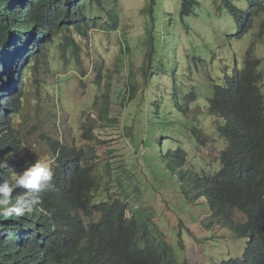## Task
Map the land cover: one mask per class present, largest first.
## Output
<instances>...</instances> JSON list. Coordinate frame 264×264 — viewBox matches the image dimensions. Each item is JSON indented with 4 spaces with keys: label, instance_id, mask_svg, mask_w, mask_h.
<instances>
[{
    "label": "clouds",
    "instance_id": "1",
    "mask_svg": "<svg viewBox=\"0 0 264 264\" xmlns=\"http://www.w3.org/2000/svg\"><path fill=\"white\" fill-rule=\"evenodd\" d=\"M68 1L60 0V5L67 8ZM79 1L83 8L78 13L73 9L76 5H71L69 10L61 12L60 7L44 6L40 0H0V259L3 257L6 264L17 260L15 264H18V259L22 260L50 249H56L57 252L73 242H77V248L71 264H101L107 259L110 246L108 216L96 210L92 213L81 211L77 214L72 205L75 168L87 166L96 168L98 176L101 172L106 173L103 180L111 182L107 186L110 202L117 200L125 206L124 210L130 218L131 214L127 208L141 216V219L133 221L139 225L136 238L150 239V235L156 233L160 240L168 243L170 264H179L178 257L184 255L182 240L185 235L214 225L225 233L223 236H210L209 240L213 244L220 242L223 250L213 262L204 264H264V162L258 167L240 163L244 152V128L241 127L235 137L225 133L224 127L228 124L226 119L230 116L211 111L210 100L214 88L206 96H202L196 119L189 117L191 110L188 109L187 103L195 99V95L187 98L189 92L180 94L179 90H175L172 91L173 95H169L170 102L163 109V114L168 116L169 121L166 126L159 125L162 114L156 111L154 104L157 102L151 105L149 111H144L143 108L137 114L148 115L144 130L139 123L123 126V132L125 128L128 129L126 138L130 140L132 147L125 158L118 161L119 164L114 157L106 159L102 164L94 146L86 150L76 143L56 140L51 129L52 121H48L46 129L32 126L24 131L16 126L17 118L25 110V95L29 88L39 85L48 71L62 73L67 69H74L77 63H73L72 56L78 57L80 61L81 46L77 44L73 34L81 37L95 35L96 30L92 29L100 27L98 21L103 17L85 12L89 5H101L102 0ZM199 2L194 13L201 0ZM181 3L180 0V8ZM244 3L250 4L249 0ZM149 5V17L152 18L156 1L150 0ZM221 5L222 0H219L218 15L233 19L229 23H235L232 26L236 28V34L226 33L222 45L228 53L225 67L240 69L234 57L229 54L231 43L235 40L233 37L240 38L248 33L247 30L255 19L264 12V0L262 3L250 4L249 9L254 10L256 15H249L243 27L245 29L239 28L235 18L220 9ZM94 18H98L97 21H90ZM111 22L112 20H109L104 29L114 32L108 25ZM55 24L58 26L55 27ZM152 25V20L148 21L146 31L152 47L149 63L154 56L152 62H157L159 66L157 69L150 68L148 64L149 79L153 74L154 80L158 71H167L165 65L164 71L162 70L160 63L163 60L160 59L156 46L161 33L156 30L154 24L158 37L154 36L152 42ZM66 31H72L73 34L68 35ZM115 31L117 33V30ZM263 32L264 21L261 35ZM121 41L125 47V39ZM197 59L203 60L202 57ZM57 64L64 65V69L57 71ZM103 67V61L95 67L93 72L96 77L92 84L85 71L81 70L79 92L101 83ZM259 67L260 58L257 68ZM175 68L177 63L171 68L173 77L179 70L177 68L174 72ZM97 70H101V73ZM104 77L106 79V76ZM263 80L262 72L259 90L264 101L261 90ZM55 81L61 92L56 103L54 102L57 113L50 114L45 93L47 84L42 86L41 93L45 114L54 118L63 115V105L66 101L64 90L59 85L58 74ZM111 85L112 83L108 87ZM241 92L242 87L241 90L238 87V94L241 95ZM176 94L180 98L178 104L175 103ZM138 98L142 100L141 96L135 94L131 97L126 91L122 105ZM109 106L110 92H107L103 110H99L93 119L88 116L76 131H80L85 141L95 142L97 133L115 126L113 124L118 120V116H111ZM168 106L171 108L167 113ZM208 116L215 117L216 126H206L203 120ZM52 127L55 129V125ZM169 128H173L180 135L189 133L184 148L181 144L177 148L174 147L173 142L177 143L178 140L172 133H168V136L163 134L169 132ZM157 130L161 133H156ZM211 141H215L218 147L214 156L207 157V147ZM124 163L127 165V177H121V174L114 170ZM138 180L140 185H144V193L148 190L158 193L168 189L170 193L174 191L178 194L177 200L173 202H168L165 198L169 209L174 210L169 218H166L162 209L158 216L161 224L168 225L164 231L157 225L159 222L155 220V212L140 205L146 196L136 191ZM127 181L131 187L124 186ZM127 191L129 194H125ZM248 203L252 206L250 213L246 211ZM187 215L197 222L191 225L186 223L184 220ZM145 230L148 231L147 234ZM167 231L173 236L167 237ZM109 262L112 264L110 260ZM55 264L61 262L56 261Z\"/></svg>",
    "mask_w": 264,
    "mask_h": 264
},
{
    "label": "rangeland",
    "instance_id": "2",
    "mask_svg": "<svg viewBox=\"0 0 264 264\" xmlns=\"http://www.w3.org/2000/svg\"><path fill=\"white\" fill-rule=\"evenodd\" d=\"M155 1L156 5L152 18L149 17L150 0H102L101 5H89L85 13H95L104 18L99 19V28L92 29L96 30V34L81 37L73 34L72 31H66L68 35L73 34L77 44L81 46L79 63L74 69H67L62 73L48 71L42 77L43 80L40 81L39 85L29 88L25 95V110L17 118L18 123L16 126L24 131L32 126L46 129L48 121H52L55 129L52 127L53 125L51 129L56 140H62L65 143H76L86 150L90 146H94L102 164L110 157H114L119 164L118 161L123 160L132 147L130 140L126 138L128 129L125 128L123 132V126L139 123L141 129L144 130L148 115L137 113L142 111L143 108L144 111H149L152 104L156 102L161 104L162 99L170 102L169 95L172 94V91L179 90L180 94L189 92L195 95V99L187 103V106L191 110L189 117L196 119L199 111L198 105L202 103V96H206L214 88V84L223 83V70L228 62V53L222 45L226 33L236 34V28L229 23L233 19H226L218 15L219 0H201L200 6L190 16L180 14V0ZM242 2L244 3L245 0H242ZM112 18L118 21L117 33L116 31L110 32L104 29V26ZM150 20L153 22L152 26L155 24L156 30L162 36L157 40L156 46L160 59L165 63L167 72L158 71L154 80V76L151 74L149 81L146 82V75L144 74L150 71L148 64L149 53L152 49L146 31L147 22ZM263 21L264 12L255 19L250 29L247 30L248 33L240 38L233 37L235 40L231 43L229 54L234 57L237 66L241 68L244 65L247 51L252 48L253 54L251 57L253 59L260 58L258 70L262 71L264 75V32L261 35ZM0 27H2L1 18ZM121 39H125L130 47L129 50L126 51ZM199 57H202L203 60L199 61L197 59ZM72 58L74 59V56ZM101 61L104 62L103 70L110 77L111 87L107 86L105 73L102 72L103 76L99 85H91L86 91L79 92L81 70L85 71L88 80L92 84L96 77L93 71L96 66L100 65ZM230 62L231 58H229ZM176 63L179 70L174 69V72L177 71V73L173 77L171 76V68ZM56 67L57 71L58 69H64L62 64H57ZM227 69L230 73V66ZM57 74L60 77L59 85L64 90L66 101L63 105V115L54 118L49 114H45L41 93L43 92L42 86L47 84L45 93L48 97L50 114L57 113L54 102L56 103L61 95L60 90L55 85ZM130 77L136 82V96H141L142 100L138 98L131 103L122 105L123 98H126L127 85L131 83ZM38 90L40 91L38 92ZM261 90L264 94V80ZM107 92H110V114L111 116H118V120L113 124L115 126L97 133L95 142L85 141L81 137L80 131H76L81 128V122L88 116L93 119L99 110H103L105 93ZM144 94L148 97L146 98ZM170 108L171 106H168L167 113ZM203 122L207 127L216 126L214 123L215 117L208 116ZM155 132L161 133L159 130ZM168 133H172L178 140L177 143L173 142L175 148L179 144L183 147L189 138V133L180 135L173 128H169V132L163 134L168 136ZM151 138H153V135ZM163 140L164 138H162ZM217 147V143L211 141L207 147V157L214 156ZM126 166L124 163L119 168H114V170L119 172L121 177H127ZM137 184L136 191L146 196L145 200L139 204L155 212V220L159 222L157 225L164 231L168 225L161 224L162 222H160L158 216L162 209L166 218H169L174 210L169 209L165 198L169 200L168 202H173L177 200L178 194L174 191L170 193L168 189L158 193L153 190L144 193L142 190L144 185H140L139 180ZM124 186H130L128 181ZM125 194H129V191ZM184 221L189 225L197 222L190 215H187V219ZM224 233L223 229L214 225L210 228H199L185 235L182 240L185 247L184 255L181 254L178 257L179 264L213 262L223 250V245L220 242L213 244L209 237L223 236ZM166 234L167 237L173 236L168 231Z\"/></svg>",
    "mask_w": 264,
    "mask_h": 264
},
{
    "label": "trees",
    "instance_id": "3",
    "mask_svg": "<svg viewBox=\"0 0 264 264\" xmlns=\"http://www.w3.org/2000/svg\"><path fill=\"white\" fill-rule=\"evenodd\" d=\"M68 1V0H67ZM100 1V0H98ZM180 14L182 16H190L194 13V9L199 5V0H181ZM44 6L60 7L61 12L67 11L71 5H76L73 9L75 12H81L83 5L79 0L74 2L68 1L69 6L65 8L64 5H60V0H40ZM250 4L262 3V0H249ZM250 4L242 3L236 0H222L220 9H224L229 16H233L236 20V24L239 28L245 29L244 24L247 21L249 15L255 16V11L249 9ZM98 18L90 19V21H97ZM109 27L117 30L118 21L112 18ZM235 25V23H232ZM58 26L55 24V27ZM151 40L153 42L154 36L157 35L154 26H151ZM174 41V39H172ZM124 41V40H123ZM126 50H129L127 43H125ZM154 54V49L152 55ZM252 48L246 53V59L244 66L237 69L232 66L230 73L226 66L223 70L222 84H214V90L212 92V99L210 100V109L214 112H221L224 115L230 116L226 119L227 126L224 127V131L227 135L235 137L238 130L242 127L244 132L242 134V141H245L243 147L244 152L240 163L245 166H259L264 162V101L260 92V78H262V71L257 68L259 58L253 59ZM156 57V56H155ZM154 56L150 60V68L159 67L158 63H153ZM73 63H79L78 57L74 58ZM162 70L164 71L165 63H160ZM231 65V64H230ZM67 67V66H66ZM100 74L101 70H97ZM102 72L106 76V84L109 86L111 80L109 75L102 68ZM152 73V72H151ZM146 82L149 81V73H145ZM130 85H127L126 91L131 97L136 93V82L129 78ZM145 82V83H146ZM224 84V85H223ZM238 87H242L241 95L238 94ZM144 96L147 98L148 95ZM193 93H189L187 98H192ZM180 98L176 94L175 103H179ZM169 102L162 99L161 104H154L156 111L161 113L160 126H166L168 116L164 113L166 105ZM108 105V96L106 97V107ZM55 151L56 148H54ZM70 155L73 157V153L69 150ZM68 154V153H67ZM79 162L81 160L78 159ZM74 183L72 188V205L74 210H77V214L81 211L86 213H92L93 210L101 211L108 216L110 223L109 238L110 246H108L107 259L101 264H170V251H168V243L164 240H160L156 233L150 235V239L139 240L136 238L137 227L139 225L134 224L133 221L141 219L136 212L127 208L131 214V218L126 214L121 203L117 200L110 202L107 197V186L111 184L108 180H103L106 173L101 172L98 176V171L94 167H79L75 168ZM108 175V174H107ZM109 176V175H108ZM243 199H241L242 203ZM252 206L248 203L246 207L247 212H251ZM143 225V224H141ZM148 231L145 230V234ZM77 248V242L68 244L65 248L50 249L46 252H38L33 256L18 259V264H55L56 261H60L61 264H71L74 251ZM17 260L11 264H15ZM0 264H6L4 258L0 259Z\"/></svg>",
    "mask_w": 264,
    "mask_h": 264
}]
</instances>
